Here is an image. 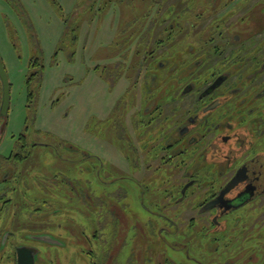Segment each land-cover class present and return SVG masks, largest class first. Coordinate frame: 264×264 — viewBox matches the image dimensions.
Returning <instances> with one entry per match:
<instances>
[{
    "label": "flooded vegetation",
    "instance_id": "1",
    "mask_svg": "<svg viewBox=\"0 0 264 264\" xmlns=\"http://www.w3.org/2000/svg\"><path fill=\"white\" fill-rule=\"evenodd\" d=\"M87 1L94 12L98 6L142 4L155 14H144L142 29L117 44L114 65L133 60L136 68L125 124L113 120L129 150L126 168L114 167L121 172L113 179L119 183L106 197L83 194L74 185L67 193L91 200L92 208L105 209L101 215L112 221L119 210L150 213L160 218L161 229H178L173 213L180 211L179 216H187L181 225L222 244L229 261L258 264L256 244L264 236V230L258 233L264 228V0ZM76 24L77 17L67 28L72 60ZM30 66H40L39 59ZM8 113L0 111V144ZM17 141L0 158V214L1 205L11 200L4 197L8 183L16 180L18 163H25L30 146L39 144L25 132ZM158 173L168 179L154 191L149 182ZM32 236L0 228V261L18 264L22 248L38 264L40 247L30 242L37 239Z\"/></svg>",
    "mask_w": 264,
    "mask_h": 264
},
{
    "label": "rangeland",
    "instance_id": "2",
    "mask_svg": "<svg viewBox=\"0 0 264 264\" xmlns=\"http://www.w3.org/2000/svg\"><path fill=\"white\" fill-rule=\"evenodd\" d=\"M87 2L0 0V56L10 82L0 158L14 150L22 132L39 143L30 146L26 162L17 165L15 182L8 183L4 198L11 200L1 205L0 228L36 236L30 242L40 247L38 264H235L222 244L181 225L187 216H179L180 211L173 213L178 229H161L160 218L150 213L119 210L112 221L101 215L105 209H93L91 200L67 193L74 185L83 194L106 197L119 183L113 181L121 173L116 168H126L129 150L113 120H126L136 68L133 60L114 65L120 54L117 44L142 29L144 14H155L142 4L98 6L94 12ZM76 17L72 60L67 28ZM37 58L40 66L31 68ZM35 70L40 72L33 75ZM2 91L0 80V101ZM152 179L154 190L168 175ZM120 185L126 184L120 180ZM262 239L256 244L258 264H264ZM0 264L11 263L4 258Z\"/></svg>",
    "mask_w": 264,
    "mask_h": 264
},
{
    "label": "water",
    "instance_id": "3",
    "mask_svg": "<svg viewBox=\"0 0 264 264\" xmlns=\"http://www.w3.org/2000/svg\"><path fill=\"white\" fill-rule=\"evenodd\" d=\"M0 79L2 82V102L0 106L1 115H6L10 108V82L5 67L0 58ZM18 264H35L33 255L27 251L18 249Z\"/></svg>",
    "mask_w": 264,
    "mask_h": 264
},
{
    "label": "trees",
    "instance_id": "4",
    "mask_svg": "<svg viewBox=\"0 0 264 264\" xmlns=\"http://www.w3.org/2000/svg\"><path fill=\"white\" fill-rule=\"evenodd\" d=\"M31 79V78H30Z\"/></svg>",
    "mask_w": 264,
    "mask_h": 264
}]
</instances>
